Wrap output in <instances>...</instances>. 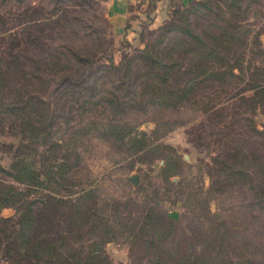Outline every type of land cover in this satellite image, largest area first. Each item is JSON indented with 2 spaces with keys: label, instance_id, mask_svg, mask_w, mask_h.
<instances>
[{
  "label": "rangeland",
  "instance_id": "rangeland-1",
  "mask_svg": "<svg viewBox=\"0 0 264 264\" xmlns=\"http://www.w3.org/2000/svg\"><path fill=\"white\" fill-rule=\"evenodd\" d=\"M107 10L0 0V264H264V0Z\"/></svg>",
  "mask_w": 264,
  "mask_h": 264
},
{
  "label": "crops",
  "instance_id": "crops-1",
  "mask_svg": "<svg viewBox=\"0 0 264 264\" xmlns=\"http://www.w3.org/2000/svg\"><path fill=\"white\" fill-rule=\"evenodd\" d=\"M118 38L134 40L144 26L162 24L193 0H103Z\"/></svg>",
  "mask_w": 264,
  "mask_h": 264
},
{
  "label": "trees",
  "instance_id": "trees-1",
  "mask_svg": "<svg viewBox=\"0 0 264 264\" xmlns=\"http://www.w3.org/2000/svg\"><path fill=\"white\" fill-rule=\"evenodd\" d=\"M26 170H23V172L21 173H25ZM21 176V174H20ZM4 195H8L6 196L5 198H0V210L3 208V207H6L8 205H10L12 203L11 199L15 196L13 193L12 194H3ZM0 197H1V194H0Z\"/></svg>",
  "mask_w": 264,
  "mask_h": 264
},
{
  "label": "water",
  "instance_id": "water-1",
  "mask_svg": "<svg viewBox=\"0 0 264 264\" xmlns=\"http://www.w3.org/2000/svg\"><path fill=\"white\" fill-rule=\"evenodd\" d=\"M131 181H133L135 184H138L140 181V177L138 175L133 176L130 178Z\"/></svg>",
  "mask_w": 264,
  "mask_h": 264
}]
</instances>
